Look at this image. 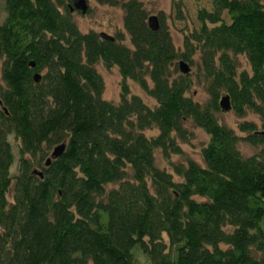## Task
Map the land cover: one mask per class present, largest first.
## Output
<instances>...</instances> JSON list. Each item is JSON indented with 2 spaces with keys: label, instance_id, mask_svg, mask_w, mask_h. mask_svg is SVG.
I'll return each instance as SVG.
<instances>
[{
  "label": "trees",
  "instance_id": "trees-1",
  "mask_svg": "<svg viewBox=\"0 0 264 264\" xmlns=\"http://www.w3.org/2000/svg\"><path fill=\"white\" fill-rule=\"evenodd\" d=\"M0 2V264H264L262 0H211L182 49L142 0L121 2L127 43L81 31L72 0ZM180 60L196 64L204 103ZM97 62L123 76L117 103ZM223 95L261 126L243 120L240 136L220 122ZM188 123L209 136L202 162L158 166L155 149L181 153ZM241 138L259 149L243 155Z\"/></svg>",
  "mask_w": 264,
  "mask_h": 264
},
{
  "label": "rangeland",
  "instance_id": "rangeland-1",
  "mask_svg": "<svg viewBox=\"0 0 264 264\" xmlns=\"http://www.w3.org/2000/svg\"><path fill=\"white\" fill-rule=\"evenodd\" d=\"M122 1L125 0H87L88 10L85 13L75 10L72 14L73 20L76 21L81 31L95 30L98 33L107 32L113 36L118 33L122 35L124 42H130L129 34L123 26V9L121 8ZM210 1L211 0H142L145 7L148 8L150 14H154L157 17L161 14L166 25L170 29L174 44L178 49H182L183 47V35L198 25L196 15L197 10L203 7H206L207 9L211 8ZM262 1L264 2V0ZM2 6L3 2H0V10L3 13ZM197 58V55H195L196 60ZM238 58L240 68L249 69L246 57L238 55ZM96 64L97 70L103 77L105 86L102 97L117 103L120 99L119 93L121 83L123 81V76L120 74L118 66L107 67L101 62H97ZM187 64L190 68V77L193 83L186 93L194 100L204 103L208 98V93L205 90V84L204 81H202V76L198 74L195 63L194 65H191L187 62ZM125 81L127 82V85L130 86L132 93L142 95L143 99L150 105L155 104L153 97L147 95L139 84L130 78ZM216 114L220 122L229 127L231 126L240 136L246 133L239 130V123L243 120H253L257 124V128L261 126L259 116L254 112H249L240 117L234 113L232 109L229 111L219 110ZM186 126L191 133L188 140H179L181 148L183 149L181 153H172L168 157H163L161 150L155 149V161L158 166L171 171L174 163H186L188 158L202 162L201 146L208 141L209 136L204 129L199 126H193L191 123H188ZM157 132L158 130L153 128L152 130H147L146 134L153 135ZM11 142L16 153L17 145L12 136ZM237 146L239 147L240 152L245 156L251 155L259 149L258 146L251 145L243 138L238 141ZM16 165L17 156L15 162L11 165V173L16 172ZM175 178H177V176H175ZM8 196L11 198L10 193ZM139 261H144L142 256L139 257Z\"/></svg>",
  "mask_w": 264,
  "mask_h": 264
},
{
  "label": "water",
  "instance_id": "water-1",
  "mask_svg": "<svg viewBox=\"0 0 264 264\" xmlns=\"http://www.w3.org/2000/svg\"><path fill=\"white\" fill-rule=\"evenodd\" d=\"M88 3L87 0H72V4H70V10H78L80 12L85 13L88 9ZM148 24L150 28L156 30L158 29V17L154 14H150L148 16ZM102 38H107L109 40H114V36L108 34L107 32H101L99 33ZM31 64H33L31 62ZM179 70L183 73H188L189 71V66L185 60H180L178 63ZM34 78L36 81L40 80V75L38 73H35ZM220 106L222 111H229L231 109V102L229 100V97L227 95H223L220 100H219ZM64 150V144H58L54 146V149L50 152V156L46 159V163H49L51 158H55L56 156L60 155V153ZM39 174L41 175V172L39 171Z\"/></svg>",
  "mask_w": 264,
  "mask_h": 264
}]
</instances>
